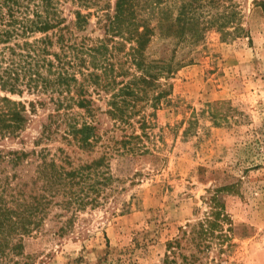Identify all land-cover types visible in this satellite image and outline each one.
<instances>
[{"label": "rangeland", "instance_id": "obj_1", "mask_svg": "<svg viewBox=\"0 0 264 264\" xmlns=\"http://www.w3.org/2000/svg\"><path fill=\"white\" fill-rule=\"evenodd\" d=\"M181 1L166 5V29L172 26L177 35L156 36L150 46L156 52L166 47L184 64L162 79L171 83L170 93L156 110L147 108V113L155 111L148 133L138 124L117 129L106 114H98L104 137L113 128L119 140L126 133L141 134L131 139L138 148L107 160L108 188H82L80 207L72 203L62 209L58 203L66 189H59L43 230L26 239L32 264H118L112 262L116 258L125 264L158 262L165 242L187 224L213 218L208 197L217 188H225L218 206L225 235L214 239L207 257L212 264H264V0H206L198 7L200 24L191 40L180 31ZM31 118L19 138L0 144L35 148L45 115ZM101 142L93 152L60 137L37 148L63 149L79 162L97 157ZM63 221L71 225L59 234Z\"/></svg>", "mask_w": 264, "mask_h": 264}, {"label": "trees", "instance_id": "obj_2", "mask_svg": "<svg viewBox=\"0 0 264 264\" xmlns=\"http://www.w3.org/2000/svg\"><path fill=\"white\" fill-rule=\"evenodd\" d=\"M168 1L0 0V140L19 138L32 116L45 115L35 148L0 144V264H32L26 239L43 230L60 188L66 189L58 203L65 210L72 203L82 205V188H108L107 160L115 153H134L138 146L131 139L141 138L126 133L115 139V128L138 124L148 133L155 111L147 108L156 110L170 93L171 83L162 79L184 64L166 47L160 52L150 47L156 36L177 35L172 26L166 29ZM205 3L181 1L180 31L190 35L182 38L191 40L197 33V10ZM96 30L101 33L93 36ZM15 94L34 97L14 99ZM100 113L115 127L107 138L99 131ZM58 137L88 152L101 140V152L74 162L63 149L37 148ZM224 189L208 197L213 218L187 224L165 242L162 258L153 264H212L207 252L216 237L225 235L218 208ZM59 223V234L71 225ZM112 262L125 264L121 258Z\"/></svg>", "mask_w": 264, "mask_h": 264}]
</instances>
